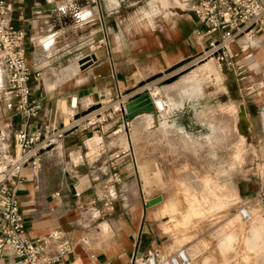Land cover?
I'll return each mask as SVG.
<instances>
[{
	"label": "crops",
	"instance_id": "0c3cea01",
	"mask_svg": "<svg viewBox=\"0 0 264 264\" xmlns=\"http://www.w3.org/2000/svg\"><path fill=\"white\" fill-rule=\"evenodd\" d=\"M76 1L91 8L88 22L97 25L86 37L66 31L65 17L54 14L56 3L52 0L11 3L14 25L27 32L31 86L42 108L37 117L28 120L9 111L6 100L0 97V130L5 144L12 147L20 128L61 129L78 118L65 128L57 147L45 153L39 173L29 167L22 172L16 196L26 233L37 238L63 229L73 243L72 259L79 264H134L136 254L150 249L174 252L179 236L165 230L169 208L174 204H167L162 195L161 202L150 207L147 204L159 196L148 190V169L168 167L167 162L175 159L164 156L158 139L154 145L149 142L147 136L154 129L128 125L138 120L153 124L160 114L164 126L173 111L175 119L187 118L188 106L196 101L189 85L199 86L198 72L210 70L213 61L203 60L197 69L186 73L202 60L211 40L198 33L196 15L190 10L199 0ZM46 4H55V8L44 9ZM104 34L109 50H92L90 46ZM231 48L240 55L245 71L259 72L262 76L256 79L263 82L257 97L249 102L260 110L249 112L247 103H240L238 130L242 135H264V30L253 39L238 36ZM0 73L5 84L6 76ZM148 88L154 98L164 101L165 112L141 113L133 119L121 112L103 125H85L92 114H83L91 106L95 112H102L120 101L144 103L150 97ZM200 99L205 103L211 96L204 90ZM218 115L221 120L222 114ZM201 119L202 128L196 130L182 123L177 134L206 136L211 112L204 111ZM199 130L203 134L196 132ZM154 131L158 136L160 129ZM207 152L203 160L210 162L211 150ZM195 159L188 154L181 160L190 164ZM116 173L118 188L113 182ZM15 262L12 255L0 257V264Z\"/></svg>",
	"mask_w": 264,
	"mask_h": 264
},
{
	"label": "rangeland",
	"instance_id": "374dc122",
	"mask_svg": "<svg viewBox=\"0 0 264 264\" xmlns=\"http://www.w3.org/2000/svg\"><path fill=\"white\" fill-rule=\"evenodd\" d=\"M9 1L13 3L14 0ZM52 1L56 3L54 14L65 17L67 32L86 37L93 28H97V25L88 22L92 15L90 7H83L76 0L69 3ZM34 3L47 2L36 0ZM101 39L97 43L93 41L94 45H100ZM202 61H197L186 73L197 69ZM198 73L201 79L199 86L189 85L191 91H195L196 101L188 106L187 118L177 120L173 111L164 126L160 122V114L153 124H149L148 120H138L128 125L136 129L159 128L158 136L154 130L149 131L147 139L153 145L158 139L159 146L165 150L164 156L175 159L174 162H167L168 167L148 169L151 172L148 173L151 180L148 190L152 195H162L167 204H174L169 208L165 230L178 234V248L188 249L193 258L192 264H264V214L258 199L259 192L264 189V135H242L237 122L243 100L249 112L260 110L256 105L250 106L249 102L257 97L258 87L263 85L262 79H256L262 74L246 72L237 76L232 72H221L214 60L210 70ZM248 87L252 89L248 90ZM204 90L206 95L211 96L210 101L205 103L200 99ZM93 109L91 106L83 115ZM204 111L212 114L206 136L177 134L182 123L196 130L202 128ZM119 114L121 111H117L113 118L102 121L101 125ZM95 119L93 117L91 121ZM209 149L210 162L203 160ZM188 154L196 157L190 164L181 160ZM115 186L118 188V183ZM248 202H252L253 216L244 220L239 215V209Z\"/></svg>",
	"mask_w": 264,
	"mask_h": 264
},
{
	"label": "built area",
	"instance_id": "2783aa9c",
	"mask_svg": "<svg viewBox=\"0 0 264 264\" xmlns=\"http://www.w3.org/2000/svg\"><path fill=\"white\" fill-rule=\"evenodd\" d=\"M199 25L198 33L211 37L209 47L201 59L214 60L217 68L223 72H232L237 76L246 73L240 55L234 53L231 44L240 35L253 39L264 30V0H199L192 5ZM13 11L9 0H0V71L6 76V83L1 79L0 97L6 100V108L28 120L38 116L42 105L33 96L31 80L32 69L27 60V32L23 27L15 26L11 18ZM109 50L107 34L100 45L90 48ZM155 110L162 113L166 105L153 97L148 88ZM128 103L118 102L109 110L87 115L96 117L85 122L86 126L101 124L113 118L117 111L123 112ZM76 107L75 104L72 105ZM94 113V114H93ZM104 114V116H103ZM72 117L75 115L71 113ZM86 116V115H85ZM90 117V116H89ZM45 126L41 129L20 128L14 134L12 147L4 142L0 130V257L12 255L14 264H79L72 259L73 243L61 228L51 230L44 236L32 238L26 233L24 216L16 196V187L23 170L31 168L39 173L43 168L45 153L57 147L65 128ZM120 181L117 173L113 182ZM58 194V193H57ZM260 209L264 214V189L258 194ZM244 220L253 216L252 202L239 209ZM193 258L187 248L181 247L174 252L150 249L136 254L134 264H192Z\"/></svg>",
	"mask_w": 264,
	"mask_h": 264
},
{
	"label": "water",
	"instance_id": "95a60500",
	"mask_svg": "<svg viewBox=\"0 0 264 264\" xmlns=\"http://www.w3.org/2000/svg\"><path fill=\"white\" fill-rule=\"evenodd\" d=\"M55 4H46L44 5V9H54ZM155 105L150 97H147L144 100V103H137L136 101H132L126 105V109L123 110L124 114H127L129 118H132L136 115H138L141 112H148V111H154ZM163 200V197L161 195L151 199L148 201V206H153Z\"/></svg>",
	"mask_w": 264,
	"mask_h": 264
},
{
	"label": "bare ground",
	"instance_id": "6f19581e",
	"mask_svg": "<svg viewBox=\"0 0 264 264\" xmlns=\"http://www.w3.org/2000/svg\"><path fill=\"white\" fill-rule=\"evenodd\" d=\"M208 60V59H207ZM160 100V102L162 103V104H164V101L162 100V99H159ZM74 104L76 105L77 104V102L76 101H74ZM165 105V104H164ZM116 108L118 107V106H115ZM166 111V107H165V110L163 111V112H165ZM162 112V113H163Z\"/></svg>",
	"mask_w": 264,
	"mask_h": 264
},
{
	"label": "trees",
	"instance_id": "16d2710c",
	"mask_svg": "<svg viewBox=\"0 0 264 264\" xmlns=\"http://www.w3.org/2000/svg\"><path fill=\"white\" fill-rule=\"evenodd\" d=\"M36 0H24L25 3H29V4H32L34 3Z\"/></svg>",
	"mask_w": 264,
	"mask_h": 264
}]
</instances>
